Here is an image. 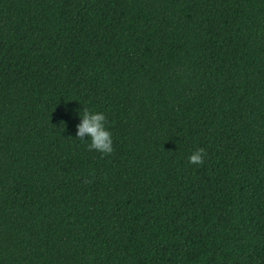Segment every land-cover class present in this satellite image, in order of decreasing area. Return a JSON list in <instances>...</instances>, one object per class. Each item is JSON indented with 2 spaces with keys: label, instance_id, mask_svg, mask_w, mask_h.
I'll return each mask as SVG.
<instances>
[{
  "label": "trees",
  "instance_id": "16d2710c",
  "mask_svg": "<svg viewBox=\"0 0 264 264\" xmlns=\"http://www.w3.org/2000/svg\"><path fill=\"white\" fill-rule=\"evenodd\" d=\"M0 264H264V0H0Z\"/></svg>",
  "mask_w": 264,
  "mask_h": 264
},
{
  "label": "clouds",
  "instance_id": "9594fccd",
  "mask_svg": "<svg viewBox=\"0 0 264 264\" xmlns=\"http://www.w3.org/2000/svg\"><path fill=\"white\" fill-rule=\"evenodd\" d=\"M80 123L77 126L76 137L78 140L84 141L87 137L88 150L97 151L102 155H110L113 151L112 134L106 128V117L103 113L94 112L88 108H84L79 114ZM206 153L203 148L196 149L188 157L189 164L202 165ZM90 181H85L89 183Z\"/></svg>",
  "mask_w": 264,
  "mask_h": 264
}]
</instances>
